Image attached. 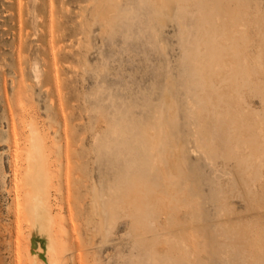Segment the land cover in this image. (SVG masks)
Listing matches in <instances>:
<instances>
[{
	"label": "rangeland",
	"instance_id": "obj_1",
	"mask_svg": "<svg viewBox=\"0 0 264 264\" xmlns=\"http://www.w3.org/2000/svg\"><path fill=\"white\" fill-rule=\"evenodd\" d=\"M34 123L58 264H264V0H0V264Z\"/></svg>",
	"mask_w": 264,
	"mask_h": 264
},
{
	"label": "bare ground",
	"instance_id": "obj_2",
	"mask_svg": "<svg viewBox=\"0 0 264 264\" xmlns=\"http://www.w3.org/2000/svg\"><path fill=\"white\" fill-rule=\"evenodd\" d=\"M26 138H27V145L26 146L23 145V147L25 146L24 147L25 149H23L21 152L22 153L21 159L23 162L22 161L20 162L22 163L21 170L19 171L20 176L18 175L19 180L16 179L17 182L20 184L18 186L21 188L23 187L24 200L23 202L19 201V204L23 203L21 205H23L22 207L24 208L25 218L28 224V232L26 231L27 240L24 248L26 253V258L29 264H58L62 260L61 253L66 246V242L65 239H63L64 233L62 234L61 232L62 235L61 237H59L57 233L58 226L56 227V225H59L60 214L55 210V203L52 200V198H54L52 197V195L55 194L51 193L54 181L56 180V179L54 180L55 171L53 169V161L51 159L49 149L46 145L45 138L39 132L37 124L34 123V125L30 126ZM19 169H20V165H19ZM17 184H15L16 187ZM97 198L98 196L95 195V201H93L92 203L93 209L96 208V203L100 201V200L97 201ZM110 200L108 199L107 202ZM19 204H15V205H19ZM21 205H19V207H21ZM112 206L113 205L111 204H108L106 206L107 212H109V218L107 220H104V224H106V227L108 226V229L110 227H113L115 223H117L116 222L117 217L115 214L116 212L114 213L113 211L114 208H112ZM16 211L18 212V210ZM101 223L103 224V222Z\"/></svg>",
	"mask_w": 264,
	"mask_h": 264
}]
</instances>
